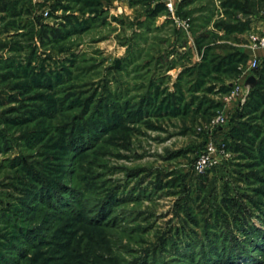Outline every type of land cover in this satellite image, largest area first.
Returning <instances> with one entry per match:
<instances>
[{
  "label": "rangeland",
  "instance_id": "1",
  "mask_svg": "<svg viewBox=\"0 0 264 264\" xmlns=\"http://www.w3.org/2000/svg\"><path fill=\"white\" fill-rule=\"evenodd\" d=\"M186 1L0 0V264H264V0Z\"/></svg>",
  "mask_w": 264,
  "mask_h": 264
},
{
  "label": "built area",
  "instance_id": "2",
  "mask_svg": "<svg viewBox=\"0 0 264 264\" xmlns=\"http://www.w3.org/2000/svg\"><path fill=\"white\" fill-rule=\"evenodd\" d=\"M180 0H166L165 6L167 10L172 13L174 11V5ZM246 44L253 53L250 60L248 71H255L259 67V58L254 54L256 51H264V11L260 16L252 21L250 28L247 31ZM235 94H246L242 86L236 88ZM248 94V93H247ZM245 100L244 96L242 102ZM214 123L223 124V116H217ZM226 145L223 143L215 144L211 139L207 141L204 148L198 153L194 160L193 170L197 175H203L209 170L221 165L228 157L225 151Z\"/></svg>",
  "mask_w": 264,
  "mask_h": 264
},
{
  "label": "trees",
  "instance_id": "3",
  "mask_svg": "<svg viewBox=\"0 0 264 264\" xmlns=\"http://www.w3.org/2000/svg\"><path fill=\"white\" fill-rule=\"evenodd\" d=\"M63 1V0H62ZM65 1V0H64ZM74 1H78V0H74ZM188 1H186V0H183V2L180 4V6L182 5H185L186 3H187ZM97 4V3H96ZM86 5H91V3H86ZM236 6V5H235ZM158 12H159V10L158 9H156L155 11H152V15H158ZM244 12H246L247 14L249 13V11H244ZM228 29V28H227ZM231 29V28H230ZM229 30V29H228ZM254 73H253V76L257 79V83H256V85H255V87L251 90V94H250V96L251 97H259L260 96V84H261V82H264V67H263V69L262 70H259L258 68L255 70V71H253ZM260 99V98H259ZM76 127V126H75ZM72 128H73V126H72ZM76 131L77 130H74L73 132H72V134H71V137L70 138H68V146L69 147H71V149L72 150H75V148L78 146V144H79V138H80V136H81V131L79 130V133H76ZM234 132H236V129L235 130H233ZM233 132V133H234ZM251 133V135H253V137L254 138H256L257 139V141L259 142V144L261 145V146H264V137H261V136H258L259 134H257V133H254L253 131L252 132H250ZM57 188H59V189H62L60 186L59 187H57ZM51 199H52V197L51 196H46V198H41V200L43 201V200H46L47 202H50L51 201ZM96 226H98V225H96Z\"/></svg>",
  "mask_w": 264,
  "mask_h": 264
},
{
  "label": "water",
  "instance_id": "4",
  "mask_svg": "<svg viewBox=\"0 0 264 264\" xmlns=\"http://www.w3.org/2000/svg\"><path fill=\"white\" fill-rule=\"evenodd\" d=\"M256 83L257 79L254 76H249L243 84L244 92L246 94L249 93L255 87Z\"/></svg>",
  "mask_w": 264,
  "mask_h": 264
},
{
  "label": "crops",
  "instance_id": "5",
  "mask_svg": "<svg viewBox=\"0 0 264 264\" xmlns=\"http://www.w3.org/2000/svg\"><path fill=\"white\" fill-rule=\"evenodd\" d=\"M160 22H161V21H160ZM160 22H159V23H160ZM263 54H264V53H263ZM263 54H262V55H263ZM256 55H257V54H256ZM257 56H260V55H257Z\"/></svg>",
  "mask_w": 264,
  "mask_h": 264
}]
</instances>
